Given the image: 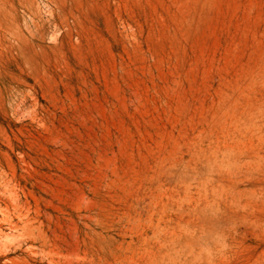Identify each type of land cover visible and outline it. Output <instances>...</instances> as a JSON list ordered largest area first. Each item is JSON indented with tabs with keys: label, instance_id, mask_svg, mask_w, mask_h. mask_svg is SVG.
Instances as JSON below:
<instances>
[{
	"label": "rangeland",
	"instance_id": "374dc122",
	"mask_svg": "<svg viewBox=\"0 0 264 264\" xmlns=\"http://www.w3.org/2000/svg\"><path fill=\"white\" fill-rule=\"evenodd\" d=\"M0 264H264V0H0Z\"/></svg>",
	"mask_w": 264,
	"mask_h": 264
}]
</instances>
